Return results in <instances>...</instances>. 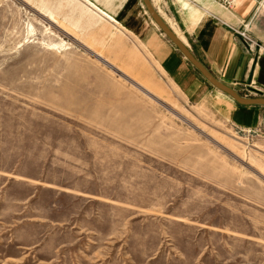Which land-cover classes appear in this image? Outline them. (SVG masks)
<instances>
[{"label":"rangeland","instance_id":"obj_1","mask_svg":"<svg viewBox=\"0 0 264 264\" xmlns=\"http://www.w3.org/2000/svg\"><path fill=\"white\" fill-rule=\"evenodd\" d=\"M88 1L0 0V264H264V127Z\"/></svg>","mask_w":264,"mask_h":264},{"label":"crops","instance_id":"obj_2","mask_svg":"<svg viewBox=\"0 0 264 264\" xmlns=\"http://www.w3.org/2000/svg\"><path fill=\"white\" fill-rule=\"evenodd\" d=\"M82 1L101 18L119 24L90 1ZM228 1L229 8L221 0H150V3L194 59L217 81L242 97L262 96L264 52L246 50L232 29L246 31L264 48V0ZM112 4L118 8L115 17L148 47L163 75L187 101L219 106V113L238 129L253 131L264 127V107L239 106L210 85L161 34L147 11L142 12L144 0H112Z\"/></svg>","mask_w":264,"mask_h":264},{"label":"water","instance_id":"obj_3","mask_svg":"<svg viewBox=\"0 0 264 264\" xmlns=\"http://www.w3.org/2000/svg\"><path fill=\"white\" fill-rule=\"evenodd\" d=\"M144 5L152 22L157 26L161 34L177 47V49L184 55V57L191 63V65L206 79V81L210 85L222 92L224 95L230 97L239 106L264 107V97H242L233 89L217 81L198 61L194 59V57L190 54L187 48L182 44V42L162 20L158 12L153 8L152 4L150 3V0H144Z\"/></svg>","mask_w":264,"mask_h":264},{"label":"built area","instance_id":"obj_4","mask_svg":"<svg viewBox=\"0 0 264 264\" xmlns=\"http://www.w3.org/2000/svg\"><path fill=\"white\" fill-rule=\"evenodd\" d=\"M228 8L230 7L231 3L228 0H221ZM233 32L241 39L243 46L248 51H255L258 50L259 52H264V48L258 43L251 35H249L246 31H241L239 29H232ZM255 97H264L258 94Z\"/></svg>","mask_w":264,"mask_h":264},{"label":"bare ground","instance_id":"obj_5","mask_svg":"<svg viewBox=\"0 0 264 264\" xmlns=\"http://www.w3.org/2000/svg\"><path fill=\"white\" fill-rule=\"evenodd\" d=\"M105 15V14H104ZM98 58V57H97ZM99 59V58H98ZM100 61H101V59H99ZM101 62H103L104 63V61H101Z\"/></svg>","mask_w":264,"mask_h":264}]
</instances>
